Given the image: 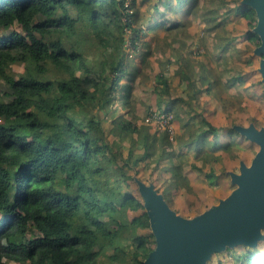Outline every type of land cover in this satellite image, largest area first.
Listing matches in <instances>:
<instances>
[{
    "label": "trees",
    "instance_id": "trees-1",
    "mask_svg": "<svg viewBox=\"0 0 264 264\" xmlns=\"http://www.w3.org/2000/svg\"><path fill=\"white\" fill-rule=\"evenodd\" d=\"M136 1L0 0V28L18 23L24 31L0 36V79L7 87L0 93V264H99L105 239L121 249L129 239L123 260L130 256L143 264L154 247L152 233H136L150 228L149 221L137 188L128 189L129 180L134 183L129 171L138 173L139 163L152 155L149 144L145 139L142 153L132 147L125 156L112 152L101 120L84 112L88 105L108 110L113 103L123 70V29L131 31V43L139 39ZM232 1L236 15L249 29L254 26L253 9ZM247 35L259 42L253 32ZM96 48L103 53L99 69L92 65ZM13 64L23 66L17 76ZM155 81L154 90L167 93L162 72ZM153 106L171 111L159 100ZM201 122L206 128L196 157L216 161L213 153L223 147L203 146L218 128L204 118ZM121 125L130 132L138 129L129 121ZM163 132L164 148L170 139ZM205 175L209 186L216 184L212 168ZM233 257L235 264H264L256 248Z\"/></svg>",
    "mask_w": 264,
    "mask_h": 264
},
{
    "label": "crops",
    "instance_id": "crops-1",
    "mask_svg": "<svg viewBox=\"0 0 264 264\" xmlns=\"http://www.w3.org/2000/svg\"><path fill=\"white\" fill-rule=\"evenodd\" d=\"M221 1L226 4L221 5ZM163 3L162 8L159 4L153 5L155 13L147 28L139 33L134 46H124L122 76L113 90V103L108 110L103 109L99 119L104 140L110 144L112 152L118 150L125 156L132 147L135 153H142L146 139L152 155L148 161L140 162L138 169L144 170L155 164V170L151 171L155 173L160 167H168L166 174L162 173L164 177L157 178V183L152 179L144 181H152L171 208L190 217L229 193L233 186L228 172L237 171L240 160L249 163L251 159L247 161L245 153L254 149L253 156L257 149V145L239 135L232 126H246L250 122L264 126V84L257 71L260 56L253 53L259 42L248 37L253 26L249 29L247 20L236 15V3L232 0H163ZM138 12L137 8L135 24L141 25L137 24L142 20ZM155 30L158 31L156 35ZM159 72L169 84L165 94L154 90L155 76ZM158 100L174 114L173 139L164 148L160 141L161 135L165 134L163 131H154L150 127L140 129L145 126L142 115L147 106L155 105ZM121 115L138 129L131 132L121 129ZM202 118L218 128L216 136L205 137L203 146L206 150L214 144L223 147L214 151L216 161L203 163L196 157L201 141L199 134L206 128ZM229 127L232 132H228ZM161 153L165 159H159ZM230 158L236 168L226 169L223 176L217 174L215 167ZM210 168L217 175L213 186L206 181L205 173ZM223 181L228 182L231 189L219 196L216 189ZM199 188L207 192L201 196L200 204L189 207L186 200L194 203ZM184 209L191 210L185 212ZM260 243L264 240L258 242L256 249ZM238 247L244 251L251 249L238 245L225 251Z\"/></svg>",
    "mask_w": 264,
    "mask_h": 264
},
{
    "label": "water",
    "instance_id": "water-1",
    "mask_svg": "<svg viewBox=\"0 0 264 264\" xmlns=\"http://www.w3.org/2000/svg\"><path fill=\"white\" fill-rule=\"evenodd\" d=\"M240 4L255 13L251 30L259 44L253 53L260 56L257 71L264 84V0H240ZM232 127L257 149L249 163L240 160L237 171L228 172L233 186L229 193L193 216L171 208L152 181L132 176L154 237L143 264H208L214 253L238 245L255 248L264 240V126L250 122Z\"/></svg>",
    "mask_w": 264,
    "mask_h": 264
},
{
    "label": "rangeland",
    "instance_id": "rangeland-1",
    "mask_svg": "<svg viewBox=\"0 0 264 264\" xmlns=\"http://www.w3.org/2000/svg\"><path fill=\"white\" fill-rule=\"evenodd\" d=\"M154 4H159V6L161 8L164 6L163 0H137L136 1V7L138 8V11H139L138 12V15H139L138 17H139V19H142V20H138V22H137V24H139V23L141 24V25H137V26L140 27L139 33H141L142 31H144L147 28L148 22H150L151 17L155 13V9L153 7ZM83 9H81V10H83ZM38 16H37V19H38ZM11 29H16V30L21 31L22 33H24V31L22 30V28L20 27V25L18 23H13L12 27H10L8 29L0 28V36L6 35L8 33V31L11 30ZM156 32H158V31L155 30V35L157 34ZM161 33H162V31H161ZM82 41H83V37H82ZM85 43H88V41H85ZM64 44L67 45V41H64ZM139 45H140V42H139ZM97 51L94 54L96 56L94 57L95 59L92 60V65L99 69L101 67V62L103 60V57H102L103 53L101 51H99L98 49H97ZM129 56L130 55L128 54V58H129ZM87 61L90 62L91 59L89 57H87ZM12 70L15 73V75L17 76L20 72L23 71V66L20 65V64H13L12 65ZM105 74H106V84H108L110 82V74L108 72H105ZM4 91H7V87L4 84L3 80L0 79V93H2ZM84 112H85V115L87 117H90V114H94L96 117L100 118L102 116V114H103L104 111L101 110V109H99L95 105H88L85 108ZM146 114H147V110H146V113H144L142 115V119H144V117L146 116ZM119 119L121 120V123L127 122L125 120L126 118L123 117L122 115L119 116ZM107 125H109V124H107ZM117 127L119 128V125H115V128H117ZM107 132L108 131H106V133ZM110 136H112V135L110 134ZM114 136H116V135H114ZM121 139H123V138H121ZM121 143L123 144L122 141H121ZM253 152H254V149L252 151H249V153H245V159L247 161H249L251 159V156H252V153ZM154 166H155V164L149 165L144 170H139L138 173H136V174H135V172H132V171H129V173L132 176L135 175L138 178H141L143 180H148V179L155 178L156 179L155 181L157 183V181H158L157 178L159 176L160 177H164V175L166 174V170L164 168H166L168 166H164L163 168L160 167V168H158V171L157 172L153 173L151 171L153 169L155 170V167ZM113 168L116 169V167H113ZM215 168H216L215 169L216 170V173L217 174H220V176H223V175H225L226 169H235L236 168V163H234V161L232 160V158H230V159L224 160L222 162V165H219V167H215ZM116 172H117V170H116ZM117 174H118V172H117ZM225 178L227 180V177H225ZM129 183H130V187L128 189H130L131 191H133L134 189H136L135 182L133 183V182H131V180H129ZM197 183L200 184V181H197ZM230 189H231V186L229 185V183L226 182V181H223L222 184L220 185V187L219 186L217 187L216 192H217V194H219V196H222V195H225ZM133 192H135V191H133ZM206 192H207L206 190L204 191L202 188H199L197 190V197H196V199H194L195 202L194 203H191V202H189V201L186 200V203L189 204V207L190 206L191 207L194 206V204H196V203H199L200 204L201 203V196L204 193H206ZM213 193L214 192H212V194ZM213 201H216V200L214 199ZM199 207L203 208L204 205H200ZM190 210L191 209H189V210H185L184 209L185 212L190 211ZM129 215L131 216V213H129ZM130 216H128V217L130 218ZM149 232L151 233L150 228H138L137 231H136V233H138V234H149ZM107 242H108L107 239H105L103 241V244L106 247L102 250V252H101V254L99 256V264H138L135 261H133L130 258V256H129V259L123 260L125 258L126 252L129 251V249H128L129 246H130L129 239L128 240H126V239L124 240L125 245L123 246L122 249L119 248V247L118 248H114V247L112 248V246L110 244H107ZM258 250L260 252H262L263 255H264V243H260L259 244ZM243 251H244V249L242 247H238L236 249L231 250L230 252L225 251V252H222V253H215V254L212 255L209 264H218V262H219V264H235V261L236 260H235V257H233V255L234 254H236V255L237 254H241ZM114 256H117V259H114L113 258ZM11 264H18V263L11 262Z\"/></svg>",
    "mask_w": 264,
    "mask_h": 264
},
{
    "label": "built area",
    "instance_id": "built-area-1",
    "mask_svg": "<svg viewBox=\"0 0 264 264\" xmlns=\"http://www.w3.org/2000/svg\"><path fill=\"white\" fill-rule=\"evenodd\" d=\"M130 32L131 31L126 27L123 29L124 35L130 34ZM124 46L132 47L134 46V43H131L129 37H125ZM173 119L174 114L172 111L161 112L151 105L143 119V122L148 124L154 131H166L168 133L169 139L172 140L174 135Z\"/></svg>",
    "mask_w": 264,
    "mask_h": 264
}]
</instances>
